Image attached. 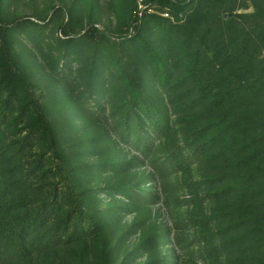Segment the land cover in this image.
I'll list each match as a JSON object with an SVG mask.
<instances>
[{
  "label": "trees",
  "instance_id": "trees-1",
  "mask_svg": "<svg viewBox=\"0 0 264 264\" xmlns=\"http://www.w3.org/2000/svg\"><path fill=\"white\" fill-rule=\"evenodd\" d=\"M0 264H264V0H0Z\"/></svg>",
  "mask_w": 264,
  "mask_h": 264
},
{
  "label": "rangeland",
  "instance_id": "rangeland-1",
  "mask_svg": "<svg viewBox=\"0 0 264 264\" xmlns=\"http://www.w3.org/2000/svg\"><path fill=\"white\" fill-rule=\"evenodd\" d=\"M155 214L159 218L160 222H162L167 228H172V220L169 218L166 211H164L161 207L155 209ZM132 218H128L127 222H131Z\"/></svg>",
  "mask_w": 264,
  "mask_h": 264
},
{
  "label": "built area",
  "instance_id": "built-area-1",
  "mask_svg": "<svg viewBox=\"0 0 264 264\" xmlns=\"http://www.w3.org/2000/svg\"><path fill=\"white\" fill-rule=\"evenodd\" d=\"M165 17H168V15H165Z\"/></svg>",
  "mask_w": 264,
  "mask_h": 264
}]
</instances>
